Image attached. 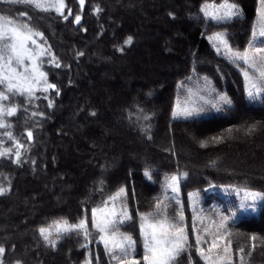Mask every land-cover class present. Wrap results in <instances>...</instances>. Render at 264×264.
Returning a JSON list of instances; mask_svg holds the SVG:
<instances>
[{
	"label": "trees",
	"instance_id": "trees-1",
	"mask_svg": "<svg viewBox=\"0 0 264 264\" xmlns=\"http://www.w3.org/2000/svg\"><path fill=\"white\" fill-rule=\"evenodd\" d=\"M220 1L85 0L81 8L79 0H65L67 19L55 11L0 1V15L30 19L44 34L39 42L61 64L57 68L48 62L51 57L43 58L42 70L58 91L37 92L39 98L31 101L10 95L3 102L18 107L5 120L24 144L22 163H14V156L0 158V185L10 187L0 196L3 264H86L89 253L93 264L97 257L99 264H115L91 227V214L121 188L127 192L131 219L119 230L135 240L140 264V216L156 212L158 198L170 219H178L182 205L190 247L178 264H204L191 230L188 194L213 185L264 194V99L245 97L241 64L217 54L205 38L224 33L234 50H243L258 0H230L242 10L238 18H205L200 6ZM22 12L27 16L21 17ZM128 37L131 44L125 43ZM204 77L227 94L232 107L204 118L172 120L175 99L184 101L189 90L196 96L207 94L200 91ZM33 112L44 115L33 117ZM28 130L33 132L31 142ZM4 132L0 129V141L15 151ZM172 175L180 176V205L164 200L165 178ZM83 219L91 233L87 247L75 233L63 236L55 248L39 234L40 227L54 221L77 224ZM225 242L240 257L232 264H264V200L256 214L227 225Z\"/></svg>",
	"mask_w": 264,
	"mask_h": 264
},
{
	"label": "snow or ice",
	"instance_id": "snow-or-ice-1",
	"mask_svg": "<svg viewBox=\"0 0 264 264\" xmlns=\"http://www.w3.org/2000/svg\"><path fill=\"white\" fill-rule=\"evenodd\" d=\"M5 3L9 5L19 3L26 6H34L35 9L44 13L55 11L58 15L67 19V16H65V0H5ZM84 3L85 0H79L81 8H83ZM260 4L261 8L258 11L260 18L259 31H253V40L246 49L243 51L234 50L229 45L224 33H216L210 38L216 42L217 53H220L221 46H223L224 54L231 63H240L242 67H245L246 70L242 73L245 78V91L247 97L252 100L264 99V44L257 45L255 42L257 35L264 37V0H260ZM94 11L99 13L101 9L97 6ZM201 12L205 18H210L217 22H226L242 15V10L230 0H223L219 5L215 3L205 4L201 7ZM68 15H71V10L68 11ZM20 16L25 17L27 13L22 12ZM80 22L81 16L77 14L75 23L79 25ZM39 41H44V34L32 26L30 19L28 21L24 19L13 20L8 16L0 15V129L5 130L4 135L12 142L15 148V151L11 147L5 148L3 142L0 141V158L7 156L11 159L14 156L13 162L17 164L23 162L21 150L24 149V144L16 138L12 131L8 130L12 125L6 122L5 117L16 115L18 107L15 104L5 105L3 102L10 100V95H24L31 101L34 98H39L36 96L37 92L58 91L57 86L49 82L47 73L42 70V66L45 63L43 58L46 56L51 57L48 62L57 68H60L61 64L55 55L51 53L50 49ZM131 42V37H128L125 41L126 44H131ZM83 54L82 52L79 53L81 56ZM200 91H205L207 94L198 96L197 103H189L184 107H181L178 101L177 110L173 112V116L183 115L189 117L196 112L202 111L206 105H210L217 111L226 110L233 105V101L227 94L215 93L213 95L215 90L211 87V82L207 77H204V88L200 89ZM189 94L193 95L191 90H189ZM48 106L52 107L51 101H49ZM31 115L33 117L37 115L42 117L44 114L33 112ZM143 119L149 120L150 117L144 115ZM144 131L147 132L148 129L146 128ZM251 131L252 129H249V132ZM25 135L29 142L33 140V132L31 130L26 131ZM182 175L187 177L188 173L185 172ZM145 176L150 178L148 169L145 170ZM179 181V175L165 178L164 200H175L177 205L181 204L179 199ZM212 187L215 186L213 185ZM169 189L174 194L172 197L167 195ZM8 191H10V187L6 188L0 185V196ZM232 191L237 196L242 194L240 200L241 209L248 207L249 201H251V207L254 209L256 201L264 200V194L250 191L247 187L235 188ZM196 195L189 194V199H194ZM126 196V189L121 188L115 195L109 196L108 201L104 202V207L92 209L91 227L99 233L100 242L103 243L105 253L109 255L110 261H114L115 264H140V261L133 255L135 252V240L130 234L119 230V225L131 219L126 204ZM117 200L120 202L119 208L115 203ZM109 201L112 202L111 207L108 206ZM155 208L156 212L140 216V234L143 237L144 244L143 264H178L179 257L190 247L184 225L185 217L182 205L177 213L178 219H170L167 216L165 212L166 205L159 198ZM218 215V229H225L230 216L221 213H218ZM235 215V212H231L232 217ZM200 219H203V217L201 216ZM39 233L45 244L52 248L56 247L63 236L72 233L83 236L86 242L83 245L84 247H87V243L91 242L87 219H83L77 224H71L66 220L54 221L52 225L40 227ZM220 238L223 239V236ZM195 243L197 252L209 264H230L231 257L228 255L229 249L227 247L223 250L225 253L223 257L219 256V254L216 257L210 255L218 247L215 238L212 240L207 252L200 247L202 243L200 235L196 236ZM5 251V248L0 246V258L4 256ZM240 252L242 260L244 250L241 249ZM0 264H3L2 259H0ZM86 264H93L91 253H89ZM96 264H99V257L96 258Z\"/></svg>",
	"mask_w": 264,
	"mask_h": 264
},
{
	"label": "rangeland",
	"instance_id": "rangeland-1",
	"mask_svg": "<svg viewBox=\"0 0 264 264\" xmlns=\"http://www.w3.org/2000/svg\"><path fill=\"white\" fill-rule=\"evenodd\" d=\"M0 1L5 3V0H0ZM222 2L223 1H220V2H205V3H203L200 6V10H201V7L204 6L205 4H209L210 5V4L215 3V4L219 5ZM260 8H261V4H260V0H258L257 1V6H256L255 20H254L252 33H253L254 30L257 31V32L259 31L260 18H259V15H258V11L260 10ZM214 35H208V36H205V38L209 42V44L212 46L213 50L217 53L216 42L214 40L210 39ZM252 40H253V37L251 35V38H250L249 42L247 43V45L245 46L244 49L247 48L248 44L250 42H252ZM255 42L257 43V45L264 44V37H260L259 35H257ZM243 50H241V51H243ZM217 54H219V55L223 56L225 59L229 60L224 54L223 46H221L220 53H217ZM245 70H246L245 67H241V69H240V74H241V76L243 78V82H244L245 97L248 100H252V99H249L247 97V94H246V91H245V78H244V76L242 74L243 71H245ZM213 89L215 90L213 95H215V93L225 94V92L222 89H219V90L215 89V88H213ZM191 93L193 95H190L189 91H188L187 97H186V99L184 101H181L179 99H175V101L173 103V106H172V110H171V119L172 120L204 118L206 116H209L210 114L218 112L215 108H212L210 105H206V106L203 107L202 111L196 112V113H194L193 115H191L189 117H185L183 115H177V116L174 117L173 116V112L177 110L178 101H179V105L181 107L187 106L189 103H197L198 102L197 101V97L198 96H196L195 93H193V92H191ZM256 100H259V99H254V101H256ZM188 139L191 141L192 138L190 137ZM181 154L184 155L183 152H181ZM232 189H235V188L231 187V186H220V187L209 186V187H207V188H205L203 190V193L191 192L190 194H197L194 199H189V194H188V205H189V209L191 210V218H190V220L192 222L191 230H192L194 241H196V236L200 235L201 240H202V243H201L200 247H202L205 250V252H207V249L211 245L212 240L215 238L217 240L218 247H217V249H214L213 252L210 255L212 257H216L217 254H219V256L223 257V256H225V253H224L223 250H224L225 247H227L229 249L228 255H230V257H231L230 264H232L234 262H238L240 257L238 255L236 256L231 251L230 247L225 242V235H226L227 225L229 223H231V222L236 221L238 218H240V217H242L244 215L256 214V212L258 211L259 205L262 203V200L256 201L255 207L253 209V207H251V201H249V206L241 209L240 208V200H241L242 194H241V196H237L236 193L234 191H232ZM250 191H253V190H250ZM255 192H257V191H255ZM167 195L169 197H172L174 194L169 189L167 191ZM179 199H180V202H181L180 193H179ZM116 205L119 208L120 203L117 202ZM109 207H111V205H109ZM194 208H195V213H194ZM231 212H235L236 215L234 217H232L231 216ZM218 213L230 216V219H229L228 224L226 225L225 229H218V225H219V215H218ZM194 216L196 217L195 219H194ZM201 216L203 217V219H200ZM91 218H92V214H91ZM214 221H215V223H214ZM52 224L53 223H51L50 225H52ZM184 225H185V228H186V224H184ZM186 232H187V228H186ZM221 236H223V239L220 238ZM98 240L100 241L99 237H98ZM100 243L103 245L102 242H100ZM195 245H196V243H195ZM134 253H133V255H134ZM143 255H144V244H143ZM197 255L200 257V259L202 260V262L204 264H209V262H206L199 255L198 252H197Z\"/></svg>",
	"mask_w": 264,
	"mask_h": 264
}]
</instances>
